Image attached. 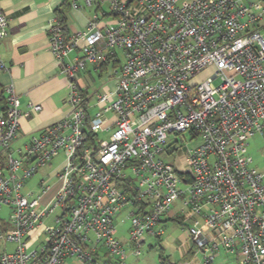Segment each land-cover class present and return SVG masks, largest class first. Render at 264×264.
<instances>
[{
  "label": "built area",
  "instance_id": "2783aa9c",
  "mask_svg": "<svg viewBox=\"0 0 264 264\" xmlns=\"http://www.w3.org/2000/svg\"><path fill=\"white\" fill-rule=\"evenodd\" d=\"M69 4L95 7L72 35L57 17L48 26L49 48L69 82V116L16 147L20 118L28 113L7 88L0 209L8 207L11 219L0 240L16 248L2 251L0 263L132 264L116 237V215L135 208L129 234L138 255L139 239L161 236L155 226L178 203L192 247L207 264L221 248L243 264H264V171L248 156L249 139L264 140V0ZM8 34L0 9V38ZM105 63L120 67L92 106L80 76L89 64ZM210 66L212 76L191 83ZM0 69L8 67L0 61ZM187 132L200 144L181 149L179 137ZM59 155L62 164L41 180L39 192L24 193L26 182Z\"/></svg>",
  "mask_w": 264,
  "mask_h": 264
},
{
  "label": "crops",
  "instance_id": "0c3cea01",
  "mask_svg": "<svg viewBox=\"0 0 264 264\" xmlns=\"http://www.w3.org/2000/svg\"><path fill=\"white\" fill-rule=\"evenodd\" d=\"M64 2L65 0H0V9L9 20V34L5 38H0V61L8 67L7 70L0 69V87L4 90L6 98L7 88H12L21 102V110L28 113L20 118V131L14 143L16 147H22L31 135L39 134L43 129L70 114V108L65 104L70 91L69 82L60 71V62L49 48L47 35L50 22L57 17L56 10ZM64 15L68 35L84 29L91 16L86 9L72 8L64 11ZM71 57L66 58V62ZM89 65L98 72L110 66L108 63L98 68ZM91 71L88 69L83 75H90ZM84 76H80V84L88 91ZM29 105H40L41 109L30 110ZM5 107L4 103H0V115ZM50 165L51 163L44 167ZM48 176L52 177V174ZM54 188L56 186L47 194V198L53 196ZM173 208L175 211L171 215L172 219L186 225L182 220L180 205L176 203ZM170 212L162 218L161 223L166 222ZM165 244L167 248V239ZM177 246L182 258H186L192 252L193 247L188 233Z\"/></svg>",
  "mask_w": 264,
  "mask_h": 264
},
{
  "label": "rangeland",
  "instance_id": "374dc122",
  "mask_svg": "<svg viewBox=\"0 0 264 264\" xmlns=\"http://www.w3.org/2000/svg\"><path fill=\"white\" fill-rule=\"evenodd\" d=\"M70 2V0H69ZM108 4L104 5V9L107 10ZM70 8V7H69ZM68 8V10H69ZM87 13L92 15L94 13L95 7L85 8ZM120 63L123 62L122 53L119 52ZM119 65L116 68H113L112 64L108 66L102 72L94 71L91 65H88V69H91V74L83 75L84 81L88 89V96L92 99L90 104L96 103L95 92H101L104 87L111 84L114 80L116 74L115 71H118ZM215 72V68L210 66L205 70L197 74L192 80L191 83L195 84L203 81L204 79L212 76ZM219 80L216 79L213 81L214 85L218 84ZM93 106V105H92ZM97 108H91L90 112L96 113ZM109 117L112 116V113L108 114ZM101 137V135H100ZM103 138H107L104 136ZM173 136L170 137L172 139ZM179 144L182 146L181 149L194 148L200 144V138L192 139L189 132L184 134V137H179ZM248 156L252 158V167L260 171H264V140L260 136L253 137L248 141ZM63 155H59L54 160H52L50 167L41 168L34 176H32L25 184L24 193L34 192L37 194L40 188V180H47L50 178V175L54 170H56L63 162ZM172 160V159H170ZM58 178H51L48 181V184L51 187L56 186ZM135 208L132 205H128L126 208L122 209L114 218V225L116 229V237L123 243V247L126 250L127 260L132 262V264H159V255L160 249L163 247L165 255L169 256L171 262L176 264H207L204 258V254L199 251L196 247H193L192 252L182 258L178 250V244L180 241H183L185 235L187 234V226L178 223L172 219V216L175 209L172 208L170 212V217L167 218L166 222L160 223L155 226L156 231L163 230V234L158 236L156 234L145 233L142 238L139 239L142 242L141 246L138 248L140 253L135 255L133 252L137 250L135 242L130 239L129 228L131 225L130 212ZM0 218L2 222H10V209L8 207H2L0 209ZM7 225L9 226L10 224ZM167 239V248L165 240ZM138 241V242H139ZM16 248V244L13 242H1L0 240V253L2 251L12 252ZM69 264H83L80 260H72ZM98 264H102L99 261ZM210 264H243L241 258L233 253H227L223 248L220 249L219 254H217Z\"/></svg>",
  "mask_w": 264,
  "mask_h": 264
},
{
  "label": "trees",
  "instance_id": "16d2710c",
  "mask_svg": "<svg viewBox=\"0 0 264 264\" xmlns=\"http://www.w3.org/2000/svg\"><path fill=\"white\" fill-rule=\"evenodd\" d=\"M70 7L69 0H65L61 7L56 10L57 18L61 21L66 31V16L64 15V11H66ZM68 34V32L66 31ZM105 63L103 66H105ZM104 67H102L103 69ZM104 70V69H103ZM0 103H4L6 105V96L4 95V90L0 87ZM4 111V110H3ZM7 223L0 221V233L5 232L8 229ZM159 255V264H176L170 261L169 256L165 255L163 247L160 249ZM1 264V263H0ZM210 264V263H209Z\"/></svg>",
  "mask_w": 264,
  "mask_h": 264
}]
</instances>
